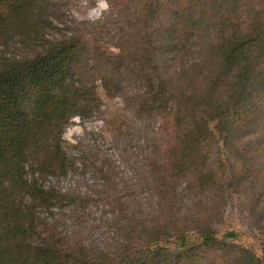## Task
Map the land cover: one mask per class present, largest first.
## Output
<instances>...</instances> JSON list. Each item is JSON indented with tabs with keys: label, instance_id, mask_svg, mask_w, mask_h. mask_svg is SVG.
<instances>
[{
	"label": "trees",
	"instance_id": "trees-1",
	"mask_svg": "<svg viewBox=\"0 0 264 264\" xmlns=\"http://www.w3.org/2000/svg\"><path fill=\"white\" fill-rule=\"evenodd\" d=\"M106 1L134 14L115 39L117 72H100L83 27L46 39L53 0H0V264H264V0ZM172 53L179 66L163 70ZM102 95L128 101L152 136L156 202L145 212L136 189L109 182L121 240L99 251L41 213L67 202L44 181L72 168L65 128L100 112ZM236 194L261 257L210 217Z\"/></svg>",
	"mask_w": 264,
	"mask_h": 264
},
{
	"label": "rangeland",
	"instance_id": "rangeland-1",
	"mask_svg": "<svg viewBox=\"0 0 264 264\" xmlns=\"http://www.w3.org/2000/svg\"><path fill=\"white\" fill-rule=\"evenodd\" d=\"M52 3L53 25L47 28L46 39L54 41L64 35L71 37L83 27V31L88 33L86 49L96 50L103 58L100 72L114 69L117 72L120 52L115 42L122 31L121 27L127 26V23L133 24V11H122L118 5L111 6L106 0H53ZM95 30L99 34L92 38L91 32L95 33ZM125 39H129L128 35ZM8 52L19 53L15 48ZM189 59V56L185 57V60ZM178 61L172 53L162 69L174 71L179 66ZM120 70L123 71L122 68ZM85 73L86 77H90V60L85 66ZM135 90L132 89L128 97H132ZM102 98L103 108L100 112L75 117L66 126L63 145L72 168L64 175L45 180L44 184L52 187L59 196L64 195L67 202L51 213H41V217L52 218L51 221L65 233L82 238L99 251L116 247L121 240L122 228L115 224L117 213L112 210L113 201L108 196L111 193H106L105 189L109 182L119 185V189L122 185L129 186L132 191L136 189L137 201L145 212L146 208L152 209L156 202L154 193L144 183L148 179L144 173L145 157L152 136L140 135V122L134 121L128 101L118 96L107 98L102 95ZM122 197V203H131L135 198ZM245 198L243 194L232 195L210 217L220 234L235 231L239 234L235 243L261 257L262 247L254 237L256 232L244 221L248 216L243 208ZM186 199L187 196L181 200L182 209L188 206ZM213 200L211 193L202 198L207 205L214 203ZM193 239L197 241V238Z\"/></svg>",
	"mask_w": 264,
	"mask_h": 264
}]
</instances>
